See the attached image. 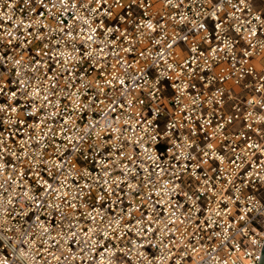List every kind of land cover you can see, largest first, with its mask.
<instances>
[{
	"label": "built area",
	"instance_id": "obj_1",
	"mask_svg": "<svg viewBox=\"0 0 264 264\" xmlns=\"http://www.w3.org/2000/svg\"><path fill=\"white\" fill-rule=\"evenodd\" d=\"M264 0H0V264H257Z\"/></svg>",
	"mask_w": 264,
	"mask_h": 264
},
{
	"label": "water",
	"instance_id": "obj_2",
	"mask_svg": "<svg viewBox=\"0 0 264 264\" xmlns=\"http://www.w3.org/2000/svg\"><path fill=\"white\" fill-rule=\"evenodd\" d=\"M257 264H264V243H262Z\"/></svg>",
	"mask_w": 264,
	"mask_h": 264
}]
</instances>
